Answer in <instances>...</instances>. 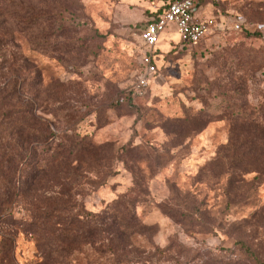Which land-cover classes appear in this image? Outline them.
<instances>
[{"label":"rangeland","instance_id":"obj_1","mask_svg":"<svg viewBox=\"0 0 264 264\" xmlns=\"http://www.w3.org/2000/svg\"><path fill=\"white\" fill-rule=\"evenodd\" d=\"M163 1L59 0L54 30L42 24L20 43L41 72L36 112L50 122L48 143L70 135L102 150L77 187V214L108 213L134 197L142 224L130 246L113 251L111 232L88 244L56 218L30 225L45 202L21 191L0 211V264H264V0H208L209 32L196 44L157 47L156 74L131 98L144 50L138 32ZM32 84L24 92L33 99ZM186 133L188 145H178ZM47 147L36 148L44 167ZM52 173L39 176L45 200Z\"/></svg>","mask_w":264,"mask_h":264},{"label":"trees","instance_id":"obj_2","mask_svg":"<svg viewBox=\"0 0 264 264\" xmlns=\"http://www.w3.org/2000/svg\"><path fill=\"white\" fill-rule=\"evenodd\" d=\"M58 3L59 0H0V44L9 45L4 49L8 56L9 78L0 86V211L5 203L13 201L17 195L15 192L23 191L19 196H29L27 202L32 203L38 199L45 202V205L41 204L45 206L42 214L34 212L35 209L31 211L30 225L39 219L56 218L72 227L88 244L102 239V233L111 232L108 246H112L113 251L118 246L125 250L142 224L136 213L139 202L129 196L123 201L115 200L108 213L90 211L85 216L78 215L75 197L78 194L77 187L86 182V173L90 169L97 168L98 162L104 161L102 150L90 141L69 138L70 135H66L67 142L64 144H49L48 139L52 134L50 122L36 112L41 105L38 96L41 72L21 50L20 43L28 30L38 33L42 24L54 30L60 12ZM38 38L39 35L34 36L33 44L36 46L39 44ZM30 83L37 86L33 88V99L26 97L24 92V86ZM54 86L56 91L62 88L60 83ZM128 96L133 98L130 90ZM67 122L64 125L68 127ZM190 135L184 134L177 144L187 146L188 139L192 137ZM42 144L48 145L50 157L45 167L39 163L36 150ZM74 154H78L79 158L72 157ZM84 156L87 160H83ZM49 170L53 171L47 178L51 192L45 200L43 194L47 190L43 188L44 183L40 182L39 176ZM25 173L30 176L26 177ZM133 184L138 187L139 183L135 180ZM117 237L121 240L115 243L113 239ZM113 255L115 259V252Z\"/></svg>","mask_w":264,"mask_h":264},{"label":"built area","instance_id":"obj_3","mask_svg":"<svg viewBox=\"0 0 264 264\" xmlns=\"http://www.w3.org/2000/svg\"><path fill=\"white\" fill-rule=\"evenodd\" d=\"M205 1V2H204ZM207 0H165L150 15L140 28L138 37L144 47L140 55V71L138 72L130 93L133 97L142 95L157 72V44L164 32L171 26L177 32L182 44L198 43L210 30L212 17L201 15L200 11ZM235 23L233 27L239 28ZM123 97H120V101Z\"/></svg>","mask_w":264,"mask_h":264},{"label":"crops","instance_id":"obj_4","mask_svg":"<svg viewBox=\"0 0 264 264\" xmlns=\"http://www.w3.org/2000/svg\"><path fill=\"white\" fill-rule=\"evenodd\" d=\"M200 13H201L202 16L205 15L203 9L200 11ZM171 39L175 40L177 43L179 42V43L182 44V42L179 41V37H178L177 32L174 30V28L172 26H171V28L168 29V31H166V32H164L162 34L161 39L159 41L160 44L158 43L159 45L157 44V47L161 48L162 43H167L168 44V41L171 40Z\"/></svg>","mask_w":264,"mask_h":264}]
</instances>
